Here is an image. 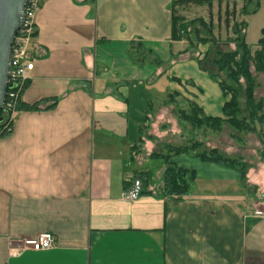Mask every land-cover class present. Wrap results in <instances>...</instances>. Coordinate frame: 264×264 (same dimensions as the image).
Here are the masks:
<instances>
[{
	"label": "crops",
	"instance_id": "obj_1",
	"mask_svg": "<svg viewBox=\"0 0 264 264\" xmlns=\"http://www.w3.org/2000/svg\"><path fill=\"white\" fill-rule=\"evenodd\" d=\"M173 1L41 0L20 99L39 110L16 112L0 140V264H264V219L253 215L264 205V172L256 173L264 161L241 180L235 170L173 156L195 172L186 195L163 198L155 183L135 201L122 199L134 165L161 164L146 134L152 109L176 112L167 101L179 93L221 118L229 99L205 72L209 46L186 51V42L171 41ZM137 43L158 63H133ZM45 233L51 249L19 250Z\"/></svg>",
	"mask_w": 264,
	"mask_h": 264
},
{
	"label": "trees",
	"instance_id": "obj_2",
	"mask_svg": "<svg viewBox=\"0 0 264 264\" xmlns=\"http://www.w3.org/2000/svg\"><path fill=\"white\" fill-rule=\"evenodd\" d=\"M236 0H174L170 6V39L173 42L184 41L187 44L186 51L196 52L199 46H209L206 54L210 57L209 70L205 71L211 81L216 83L221 90L223 96L229 97L222 106V117L206 116L201 108L193 101L181 97L179 93L170 95L167 103L177 105L178 122L192 130L205 129L218 131L222 126L227 125L233 132L239 133H255L256 127L264 126V115L262 114V102L256 101L254 91L257 87L253 73H264V27L260 30V37L253 46L245 43V29L247 24L243 21L238 22L237 16H250L257 12L258 5L253 9H248V5L253 0H241L243 5L240 12L237 11ZM214 2H216L217 12L213 14ZM225 4L223 6L222 4ZM207 9L206 20H200L199 28L194 27V22H186L184 14L190 8ZM223 29L227 33V42L232 43L234 49L232 51H222L218 46V39L214 37L215 30ZM219 33V32H218ZM194 37V41L191 37ZM253 50V51H252ZM130 60L137 64L158 63L157 58L145 49L143 44H131L129 54ZM153 58V59H152ZM203 70V61L195 59ZM204 71V70H203ZM174 82L181 83L180 80L172 79ZM241 97L244 103L245 116L241 111ZM181 101L179 103L178 101ZM18 111H38V105H22L20 102L16 108ZM202 143L190 141L185 146L172 148V154L151 155V159L162 161L166 166L163 173V188L160 196L163 198L180 199L186 195L196 175L194 171L185 170L175 166L171 162L173 156L188 154L197 158L203 163H211L220 165L224 168L239 172L241 180L245 179L247 167L240 162L228 159L219 154L216 149L201 150ZM144 176L150 178L148 173ZM132 180H137L132 178ZM140 181V180H139ZM142 185V193L144 194V183ZM168 203L164 202L163 217L167 216L170 211Z\"/></svg>",
	"mask_w": 264,
	"mask_h": 264
},
{
	"label": "rangeland",
	"instance_id": "obj_3",
	"mask_svg": "<svg viewBox=\"0 0 264 264\" xmlns=\"http://www.w3.org/2000/svg\"><path fill=\"white\" fill-rule=\"evenodd\" d=\"M238 7V12H240V7L243 5V1L236 0L235 1ZM256 4H259L258 10L255 14L248 16L246 19V33H245V43L254 48L253 46L257 43L260 37V30L264 27V0H253L250 5H248V9H254ZM216 2H214L215 11ZM186 22H194V27L199 28L200 20H204L207 18V9L205 7L202 8H193L192 11L185 13ZM240 20H244L239 15ZM214 37L218 39V46L222 51H232L234 46L232 43L227 42V33L221 29L220 33L214 32ZM194 41V37H191ZM253 51V50H252ZM195 58L197 56L193 53ZM253 77L256 82V89L254 91V98L256 101L260 100L262 102V114L264 115V73L263 74H255L253 73ZM241 111L242 115L240 118L245 116L244 112V103L241 97ZM181 103V101H178ZM153 110V109H152ZM151 110V116L147 119V127L146 134L149 135V141L152 146V149H156L158 153H153L152 155H166L172 154V148H178L180 146H185L190 141L194 140L202 143L201 150H212L216 149L219 154H222L223 157L236 160L240 162L242 165L247 167V171L250 169L251 165L255 166L256 170L258 169V163L264 161V126H257L255 133H235L232 129H230L227 125L222 126L218 131H211L205 129L192 130L190 127H186L178 122L177 113L171 111L170 108L162 109V113L155 115V113ZM156 110V109H155ZM176 115V116H175ZM157 116H163V118H158ZM175 120L177 121L175 126ZM184 134L183 139H179V135ZM151 158V156H150ZM152 161H158L153 160ZM158 167L153 163V167L147 166V170H143V165H139L135 168L133 173V178L140 180L144 183L145 188H153V184L159 185L158 192L161 193L163 188V173L166 169V166L162 161ZM263 169V170H262ZM158 171L156 174L157 177H153V171ZM246 171V172H247ZM162 172V173H161ZM254 172V171H253ZM264 172V168H259L256 173L260 175ZM144 173H148L150 178L144 176ZM255 174V173H253ZM264 174V173H263ZM155 175V174H154ZM246 176V175H245ZM203 186V184H200ZM221 187V185H220ZM240 187L236 188L239 190ZM241 189V188H240ZM248 192V190H246ZM245 200V210H250L251 204L254 202L252 198L246 196ZM174 200V198H172ZM172 200V201H173ZM253 205V204H252Z\"/></svg>",
	"mask_w": 264,
	"mask_h": 264
},
{
	"label": "built area",
	"instance_id": "obj_4",
	"mask_svg": "<svg viewBox=\"0 0 264 264\" xmlns=\"http://www.w3.org/2000/svg\"><path fill=\"white\" fill-rule=\"evenodd\" d=\"M40 3L41 0L26 1L21 27L12 42L8 69L9 87L0 114V140L12 131L17 105L20 102L29 73L33 70V62L28 53L36 33L35 17ZM141 193L142 185L140 181L132 180L130 187L122 193V199L126 202L135 201L141 196ZM253 215L258 219H264V205L259 206L253 212ZM54 244V237L45 233L32 239L22 240L19 250L46 251L51 249Z\"/></svg>",
	"mask_w": 264,
	"mask_h": 264
},
{
	"label": "water",
	"instance_id": "obj_5",
	"mask_svg": "<svg viewBox=\"0 0 264 264\" xmlns=\"http://www.w3.org/2000/svg\"><path fill=\"white\" fill-rule=\"evenodd\" d=\"M27 0H0V114L8 85L9 58L12 42L22 23Z\"/></svg>",
	"mask_w": 264,
	"mask_h": 264
}]
</instances>
